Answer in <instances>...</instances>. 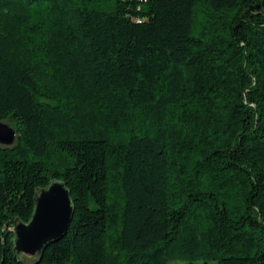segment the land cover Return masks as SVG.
Listing matches in <instances>:
<instances>
[{
	"label": "trees",
	"instance_id": "trees-1",
	"mask_svg": "<svg viewBox=\"0 0 264 264\" xmlns=\"http://www.w3.org/2000/svg\"><path fill=\"white\" fill-rule=\"evenodd\" d=\"M0 120V264H264V0H0Z\"/></svg>",
	"mask_w": 264,
	"mask_h": 264
},
{
	"label": "water",
	"instance_id": "water-1",
	"mask_svg": "<svg viewBox=\"0 0 264 264\" xmlns=\"http://www.w3.org/2000/svg\"><path fill=\"white\" fill-rule=\"evenodd\" d=\"M16 129L0 120V145L13 146ZM73 217L72 198L62 181H53L35 196V207L29 222L16 221L12 247L15 255L40 257L45 248L63 238Z\"/></svg>",
	"mask_w": 264,
	"mask_h": 264
},
{
	"label": "rangeland",
	"instance_id": "rangeland-1",
	"mask_svg": "<svg viewBox=\"0 0 264 264\" xmlns=\"http://www.w3.org/2000/svg\"><path fill=\"white\" fill-rule=\"evenodd\" d=\"M27 257H32L30 255L25 254ZM172 264H218L216 260H208V261H204V260H198L192 263H184V262H173Z\"/></svg>",
	"mask_w": 264,
	"mask_h": 264
}]
</instances>
